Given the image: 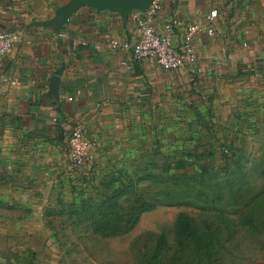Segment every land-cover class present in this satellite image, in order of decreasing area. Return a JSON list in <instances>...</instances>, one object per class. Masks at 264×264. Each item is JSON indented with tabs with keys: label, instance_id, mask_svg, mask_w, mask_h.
<instances>
[{
	"label": "crops",
	"instance_id": "1",
	"mask_svg": "<svg viewBox=\"0 0 264 264\" xmlns=\"http://www.w3.org/2000/svg\"><path fill=\"white\" fill-rule=\"evenodd\" d=\"M62 1L0 0V30L22 32L0 67V264H63L46 252L42 218L7 210L35 208L29 179L37 190L46 166L65 165L76 124L96 138L100 168L130 157L129 142L153 144L161 127L182 124L208 100L233 118L249 111L264 122V0H159L154 24L167 26L177 45L188 24L203 25L191 42L196 60L178 70L107 45L112 36H134L130 14L125 22L84 5L59 28L44 23ZM211 8L218 15L209 34ZM54 73L58 98L48 92Z\"/></svg>",
	"mask_w": 264,
	"mask_h": 264
},
{
	"label": "rangeland",
	"instance_id": "2",
	"mask_svg": "<svg viewBox=\"0 0 264 264\" xmlns=\"http://www.w3.org/2000/svg\"><path fill=\"white\" fill-rule=\"evenodd\" d=\"M211 102L185 113L182 124L173 121L172 129L161 127L153 144L136 147L129 142L126 159L107 161L100 168L96 160L91 166L73 167L69 158L62 167L46 166L43 179H38V202L35 178L29 179L35 208L7 212L42 218L46 252L63 264H253L263 259L264 122H255L258 115L249 111L235 114L238 121L228 107L216 111ZM163 165L175 174L173 183H156L149 177ZM119 170L140 177V188L158 205L143 212L124 235H95L78 215L80 203L100 192L108 172ZM200 173L205 175L199 177ZM179 210L194 216L204 247L182 256L168 248L160 263L153 262L157 235L164 232L173 242Z\"/></svg>",
	"mask_w": 264,
	"mask_h": 264
},
{
	"label": "trees",
	"instance_id": "3",
	"mask_svg": "<svg viewBox=\"0 0 264 264\" xmlns=\"http://www.w3.org/2000/svg\"><path fill=\"white\" fill-rule=\"evenodd\" d=\"M168 165H163L160 171L152 173V181L161 184L173 183L175 174L168 172ZM196 173V175H198ZM200 173L199 177H203ZM141 178L124 175L121 170L108 172L97 195L82 201L79 206V217L87 220L91 231L102 237L124 235L130 232L138 223L145 211L154 209L158 203L150 199L140 188ZM204 247V238L198 224L186 210H179L175 217L173 242L167 235L160 232L156 237L152 261L160 263L163 253L169 248L173 253L182 256L184 252L199 251ZM173 258L172 261H175Z\"/></svg>",
	"mask_w": 264,
	"mask_h": 264
},
{
	"label": "built area",
	"instance_id": "4",
	"mask_svg": "<svg viewBox=\"0 0 264 264\" xmlns=\"http://www.w3.org/2000/svg\"><path fill=\"white\" fill-rule=\"evenodd\" d=\"M159 7V0H153L144 10L131 9L129 14L134 24V36L131 39L112 36L107 45L122 49L136 59H153L165 70H178L196 60L197 54L191 42L194 34L201 30L203 25L188 24L184 33V42L177 45L167 26L159 29L154 24V17ZM217 15L216 8H211L206 15L209 25L205 26V29L209 34L214 31L212 21ZM21 33L20 30H0V67L3 65L4 56L20 39ZM96 145V138L87 135L83 124H76L69 135L70 166L93 165L96 159Z\"/></svg>",
	"mask_w": 264,
	"mask_h": 264
},
{
	"label": "water",
	"instance_id": "5",
	"mask_svg": "<svg viewBox=\"0 0 264 264\" xmlns=\"http://www.w3.org/2000/svg\"><path fill=\"white\" fill-rule=\"evenodd\" d=\"M153 0H65L55 10L54 16L44 23L55 26L57 28L63 26L69 16L78 8L89 5L98 10L109 9L118 12L122 19L126 22L131 9H146ZM60 75L52 74L49 81L48 92L56 98L59 97Z\"/></svg>",
	"mask_w": 264,
	"mask_h": 264
}]
</instances>
